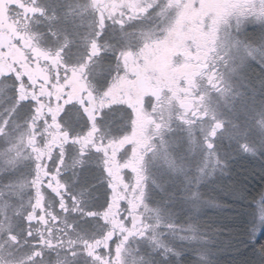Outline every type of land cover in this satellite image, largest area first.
I'll return each instance as SVG.
<instances>
[{"label":"snow or ice","instance_id":"obj_1","mask_svg":"<svg viewBox=\"0 0 264 264\" xmlns=\"http://www.w3.org/2000/svg\"><path fill=\"white\" fill-rule=\"evenodd\" d=\"M19 7L25 21L36 14L59 19L39 0H20ZM91 8L76 64L65 58L75 43L67 33L54 52L21 34L29 55L0 72L11 90L0 112V216L11 221V208L23 225L0 231V264H219V237L231 228L204 217L234 207L247 216L242 235L229 242V258L264 264V176L251 196L246 178L206 195L218 177L231 178L224 142L264 160V0H91ZM124 8L140 27L125 23ZM108 21L118 26V46L106 40ZM49 35L58 39L55 30ZM178 37L172 55L183 59L172 65V83L151 94L150 109L128 102L122 84L135 78L130 69L143 65L149 48ZM109 51V81L89 87L85 76ZM23 66L41 75L33 79ZM76 86L79 100H70ZM117 97L128 129L111 137L100 125ZM81 117L89 139L68 131ZM25 150L30 163L18 164Z\"/></svg>","mask_w":264,"mask_h":264},{"label":"flooded vegetation","instance_id":"obj_2","mask_svg":"<svg viewBox=\"0 0 264 264\" xmlns=\"http://www.w3.org/2000/svg\"><path fill=\"white\" fill-rule=\"evenodd\" d=\"M39 3L47 10L46 15L48 17L55 14L59 19L50 22L45 17L36 14L30 15L28 20L25 21L20 17V13L22 12V9L19 7L20 0H0V48L6 50V53L0 56V72H11L14 66L20 67L24 57L29 55V50L24 47L23 41L19 38L21 34L34 37V44L46 49H51L54 52L59 40L64 38L65 32L63 29H66L67 35L70 39L74 40L75 43L72 45L71 51L65 58L69 63L73 64H76L78 59L83 58L85 53L83 38L89 32V21L93 19L94 12L91 8V0H39ZM73 9H75L77 13L84 9H87V11L83 17H78L76 15L69 16V13ZM123 11L125 12V23L128 24L130 28H138L141 26L142 22L140 20L128 21L127 17L134 15L133 12H130L127 8H124ZM117 18H120L119 14H117ZM16 19H20L21 22L19 24H13L12 21ZM108 24L109 29L106 40L109 44L118 46L116 37H118L119 32L113 31V29L118 28V26L113 25L111 21H108ZM147 24V21L143 22V26L146 27ZM50 30L57 31L58 39L49 35ZM179 39L178 37L171 42L162 43L149 48L143 65L130 69L131 72L136 73L135 78L125 80L122 84V87L125 89V95L128 97V102L135 104L137 100H139L142 102L145 109H150L152 103L151 94L164 84L172 83L176 76V72L172 69V65L179 64L183 59L181 56L172 55L173 50L179 43ZM103 43L104 41H101V44ZM114 65L115 60L110 51L100 56L98 62L94 65V69L91 71V75L85 76V80L88 81L89 87L100 89L106 84L110 78V70ZM21 70L23 72H28L32 75L33 79L41 75V73L32 71L26 66H23ZM111 76L114 78V74H111ZM10 91L11 90L3 83H0V112L10 103L7 99ZM97 94L99 95V92H97ZM69 99L79 100L78 86L74 87ZM26 112L27 110L25 109L24 112L21 113L18 122L22 123ZM128 120V113L124 107L120 106L119 98L117 97V106L107 112L105 121L100 127L103 134L111 137H119L127 131ZM73 125L75 127L69 128L68 131H74L85 139L90 138V136L85 135V126L82 123V117L80 120L74 119ZM21 148H23V145H21ZM27 154V150L23 151L17 163H30V161L23 159ZM2 167L3 160L0 163V168ZM87 178L89 180H95L96 176L93 172H89ZM1 207H3V202H0V208ZM7 214L8 216L11 214L13 225L23 227L22 223H18L17 217L13 215L12 209L11 212L9 211ZM2 219L3 221L0 220V222H5L3 217ZM11 225L10 223V226ZM81 225L85 229L92 228L90 223L84 221H81ZM7 228L8 227L4 230ZM81 264H83V261Z\"/></svg>","mask_w":264,"mask_h":264},{"label":"rangeland","instance_id":"obj_3","mask_svg":"<svg viewBox=\"0 0 264 264\" xmlns=\"http://www.w3.org/2000/svg\"><path fill=\"white\" fill-rule=\"evenodd\" d=\"M63 30L66 33V29ZM241 119H243V117H241ZM222 155L223 158L228 162L229 167L226 171L231 173V178L229 179L226 177L220 179L218 177L217 183L208 185L206 195L209 197H215L218 194L226 193L231 180H240L242 178H246L248 186L252 189V191L249 193L250 196L258 191L257 187L261 183L260 178L261 176H264V160L241 156L239 153L235 152V145L229 147L227 142H224L223 144ZM1 161L2 159H0V163ZM228 198L232 199L230 194ZM9 211L11 212L10 208L7 209L8 213ZM9 216L11 217V214H9ZM246 216L247 213L243 208L240 207H234L230 210V213L219 211L215 212L212 209L207 210V214L205 215L204 219L208 224H225L231 228L229 235L225 234L227 236L221 235L219 237L221 242L217 252V255L220 258L219 264H242V261L240 260L234 262L229 258L231 253L228 245L231 240H236L240 235H242V222ZM0 220L3 221L1 216ZM10 223L13 225L12 221H10ZM10 223L7 220L2 223L0 222V231H4L6 227H10ZM247 255L253 260L257 259V257L251 252L247 253Z\"/></svg>","mask_w":264,"mask_h":264},{"label":"trees","instance_id":"obj_4","mask_svg":"<svg viewBox=\"0 0 264 264\" xmlns=\"http://www.w3.org/2000/svg\"><path fill=\"white\" fill-rule=\"evenodd\" d=\"M261 187V183H260V185L257 187V189H259Z\"/></svg>","mask_w":264,"mask_h":264}]
</instances>
